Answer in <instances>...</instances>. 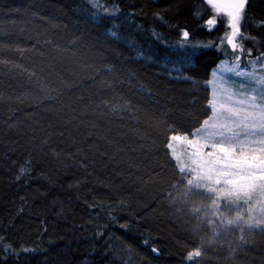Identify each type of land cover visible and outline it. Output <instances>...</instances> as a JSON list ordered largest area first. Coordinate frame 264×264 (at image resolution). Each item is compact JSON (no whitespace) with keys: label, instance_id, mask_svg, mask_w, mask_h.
Returning a JSON list of instances; mask_svg holds the SVG:
<instances>
[{"label":"trees","instance_id":"trees-1","mask_svg":"<svg viewBox=\"0 0 264 264\" xmlns=\"http://www.w3.org/2000/svg\"><path fill=\"white\" fill-rule=\"evenodd\" d=\"M102 1L94 10L89 0H0V264H187L211 234L193 235L170 207L178 170L167 125L152 120L183 134L204 118V81L226 43L184 67L195 84L175 71L174 44L184 28L191 44L221 40L225 21L207 28L206 0ZM108 8L128 17L119 37ZM248 14L241 28L257 42L244 44L257 56L264 0ZM239 236L222 235L194 264H264V233L243 247ZM8 245L36 251L18 262Z\"/></svg>","mask_w":264,"mask_h":264},{"label":"snow or ice","instance_id":"snow-or-ice-1","mask_svg":"<svg viewBox=\"0 0 264 264\" xmlns=\"http://www.w3.org/2000/svg\"><path fill=\"white\" fill-rule=\"evenodd\" d=\"M206 3L216 14L226 17L230 31L225 32L220 45L226 40L235 60L222 61L212 70L211 79L204 81L211 93L198 126L181 134L174 124L157 118L152 120L154 127L167 125L170 133L167 149L171 150L178 170L176 182L166 194L170 207L175 213L192 217L194 223L190 231L193 235H199L206 226L211 230L210 235L200 237L199 246L187 252L188 264H194L203 256L205 246L217 243L222 235L238 230L237 247H243L256 231L264 233V51L248 61L251 71L241 66V56L251 57L253 51L245 48L244 41L257 42L256 36L241 28L242 22L249 19L251 0H206ZM205 24L212 30L217 17L209 18ZM258 26L264 27V20L259 21ZM190 35L184 28L175 41L174 47L181 53V66L175 71L195 84L197 82L183 69L195 66L202 55L201 49L212 43L191 44ZM237 52L240 55H236ZM225 73L243 77L244 81L232 84ZM175 143L187 146L188 150L177 153ZM197 196L206 197L210 205L202 202L197 205L193 199ZM143 243L147 245L149 241ZM3 250L15 256L18 262L21 256L36 251L21 247L17 252L10 245ZM152 251L158 253L159 249L153 247ZM235 252L236 248H232V253Z\"/></svg>","mask_w":264,"mask_h":264},{"label":"rangeland","instance_id":"rangeland-1","mask_svg":"<svg viewBox=\"0 0 264 264\" xmlns=\"http://www.w3.org/2000/svg\"><path fill=\"white\" fill-rule=\"evenodd\" d=\"M92 5L94 6V10H98V9H104V4H103V1L102 0H89ZM118 9V8H117ZM115 8H108L109 11L113 12L115 15L113 17H111L109 20H108V24H109V32L117 37H119V33L117 32V30L120 28L121 25H123L126 21H128V17L126 15H124L122 12H120L119 10H117ZM106 12V11H105ZM100 12L97 14V12H95V14L99 15L100 16V19H106V15H111L109 14L108 12H106V14ZM213 16H216L217 19H222L225 21V25H226V28H228L227 26V20H226V17H223L219 14H216L213 10ZM212 16V17H213ZM221 25V24H220ZM219 26V25H218ZM224 26V25H223ZM222 26V27H223ZM215 27V26H214ZM213 27V29H214ZM212 29V30H213ZM228 31H230V29L228 28ZM248 31V32H247ZM249 33V34H253L255 31L251 30V29H247L245 30V33ZM220 41L221 40H211V43L212 45L215 46V44H218L217 47L222 49L223 46L220 45ZM192 43V42H191ZM201 43V42H200ZM205 43V42H203ZM209 43V42H207ZM225 43H226V46H225V49H224V57L221 59V61L218 63V65L224 61V62H233L235 60V56L233 55L232 53V49H231V46L227 45V42L225 40ZM197 44V43H195ZM206 44V43H205ZM211 47V46H210ZM236 55H240L239 52L236 53ZM259 54H257L258 56ZM256 56H247V55H242L241 56V66L243 68H245L246 70L248 71H251V65L248 64V61L250 59H254ZM259 67V66H257ZM226 77L230 80V82L232 84H235V85H239L240 83H242L244 81V78L243 77H237L235 76L234 74H231V73H225ZM211 89V88H210ZM239 91V89H237ZM175 149L177 151V153H183L185 151H187V146L185 145H182L180 143H175ZM197 205L199 203H204L206 206H209L210 205V201L206 198V197H194L193 198ZM223 211V209H221ZM186 212L188 211L187 209L185 210ZM201 215H204V213H201ZM180 218L185 222L187 223L189 226L192 225V223H194V221L192 220V217L190 215H181L180 214ZM202 231V230H201ZM203 232V231H202ZM201 235V233H200ZM198 259V258H197ZM196 259V260H197ZM188 264V263H187Z\"/></svg>","mask_w":264,"mask_h":264}]
</instances>
